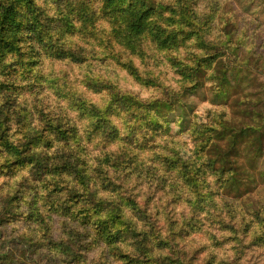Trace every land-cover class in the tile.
<instances>
[{
  "label": "trees",
  "instance_id": "16d2710c",
  "mask_svg": "<svg viewBox=\"0 0 264 264\" xmlns=\"http://www.w3.org/2000/svg\"><path fill=\"white\" fill-rule=\"evenodd\" d=\"M215 14L225 15L198 0H79L69 18L37 0H0V225L33 223L21 236L25 256L40 247L50 264L264 256V187L239 164L250 136L253 156L264 148V122L232 117L215 100L233 96L242 68L237 50L223 52L239 38L225 33L226 20L213 30ZM120 74L165 96L144 102L119 87ZM204 88L217 110L200 115ZM54 96L66 104L43 103ZM31 108L40 124L13 128ZM154 192L171 210L137 202ZM11 254L0 252V264H15Z\"/></svg>",
  "mask_w": 264,
  "mask_h": 264
},
{
  "label": "rangeland",
  "instance_id": "374dc122",
  "mask_svg": "<svg viewBox=\"0 0 264 264\" xmlns=\"http://www.w3.org/2000/svg\"><path fill=\"white\" fill-rule=\"evenodd\" d=\"M40 4L44 5L51 14H57L63 17L74 18L77 13V7L79 0H37ZM198 7L202 10H209V14H212V8H216V12L222 10L224 16L217 20V16L212 15L215 20L214 29L216 32L223 26L224 21H228L224 31L227 35L232 34L234 41L239 38L238 44L228 43L225 52L237 50L236 59L242 64L241 71L239 73L238 86L233 93V96L227 100L226 103L215 99L221 105H227L229 114L232 117L247 118L248 121L260 120L264 122V3L263 0H222L218 3L210 5L208 0H198ZM225 61H228L226 58ZM119 87L136 95L139 99L146 102L151 98L163 97L165 94L161 92L160 86L146 87L134 82L131 78L120 74L116 77ZM86 88V87H85ZM173 91H177L175 87ZM212 94L208 88L203 89V95L195 97L194 111L200 108V115H204L206 110H217V104L210 101ZM95 99V97H94ZM18 100V99H17ZM37 99H28L27 104L33 105ZM14 102L9 104V108L14 107ZM46 106L59 105L64 106L66 101L61 97H51L47 99ZM31 114L24 116H18L13 120V128H18L21 125L27 124L30 127H35L40 124L41 115L31 108ZM261 114V117L258 115ZM66 115L73 121L77 122L76 112L74 110L67 109ZM199 118L193 116L186 131H192L198 124ZM261 127H258L256 132H260ZM185 132V131H184ZM183 133V132H180ZM178 133V134H180ZM264 135V134H263ZM253 135L248 138V141L244 143L241 148V156L239 157V164L242 169H249V174L257 179L258 184L264 187V148L261 149L258 156L252 154V142ZM264 145V137H263ZM152 152V150H148ZM6 186L4 185L0 191V208L1 198L7 193ZM254 195H257L260 190L253 189ZM151 195V198H147ZM262 196V194H261ZM155 198L158 204H162L171 210L172 203L168 197H164L160 193L154 192L152 194H145L137 197V202L144 206L146 201H151ZM33 223H23L21 221H11L5 225H0V252L9 251L12 252L11 258H16L15 264H50L46 258V252L44 248L40 247L34 253H28L24 255L23 244L21 237L13 238L10 241H3L2 238L5 235H11L13 232H18L23 229H32ZM54 235L60 233L59 225L54 223L53 228ZM33 238L37 241L36 236ZM38 242V241H37ZM227 252L230 253L231 249L229 244L224 245ZM262 255L247 250V254L243 259L242 264H263Z\"/></svg>",
  "mask_w": 264,
  "mask_h": 264
},
{
  "label": "clouds",
  "instance_id": "9594fccd",
  "mask_svg": "<svg viewBox=\"0 0 264 264\" xmlns=\"http://www.w3.org/2000/svg\"><path fill=\"white\" fill-rule=\"evenodd\" d=\"M0 180H2V178H0ZM32 234L29 232L28 229H23L21 231H18V232H13L11 235H5L2 240L3 241H10L12 240L13 238H18V237H21V236H24V237H28V236H31ZM40 236L39 234H37L36 236V239L39 240Z\"/></svg>",
  "mask_w": 264,
  "mask_h": 264
}]
</instances>
